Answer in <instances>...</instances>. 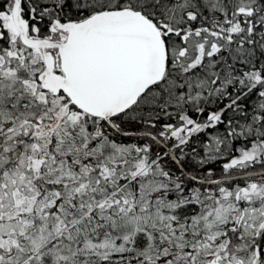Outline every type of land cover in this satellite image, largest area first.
<instances>
[{"label":"snow or ice","instance_id":"snow-or-ice-1","mask_svg":"<svg viewBox=\"0 0 264 264\" xmlns=\"http://www.w3.org/2000/svg\"><path fill=\"white\" fill-rule=\"evenodd\" d=\"M0 264H264V0H0Z\"/></svg>","mask_w":264,"mask_h":264}]
</instances>
